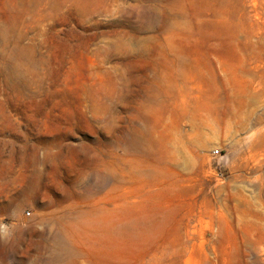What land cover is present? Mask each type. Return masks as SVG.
<instances>
[{"label":"rangeland","instance_id":"obj_1","mask_svg":"<svg viewBox=\"0 0 264 264\" xmlns=\"http://www.w3.org/2000/svg\"><path fill=\"white\" fill-rule=\"evenodd\" d=\"M0 264H264V0H0Z\"/></svg>","mask_w":264,"mask_h":264},{"label":"bare ground","instance_id":"obj_2","mask_svg":"<svg viewBox=\"0 0 264 264\" xmlns=\"http://www.w3.org/2000/svg\"><path fill=\"white\" fill-rule=\"evenodd\" d=\"M184 147V146H183ZM186 147V146H185ZM188 150V149H187ZM68 198H61L59 199L58 201H56V205L58 206H62L64 205V203L67 201ZM79 220V219H78ZM60 227H62V231H63V234L64 236L66 237V239L70 240L72 239L73 237V234H72V230L70 229V227L67 225L65 226L64 224L60 223ZM71 230V231H70ZM86 254V253H85Z\"/></svg>","mask_w":264,"mask_h":264},{"label":"built area","instance_id":"obj_3","mask_svg":"<svg viewBox=\"0 0 264 264\" xmlns=\"http://www.w3.org/2000/svg\"><path fill=\"white\" fill-rule=\"evenodd\" d=\"M213 153L218 154L219 152L217 150H215ZM27 215H29V213H27Z\"/></svg>","mask_w":264,"mask_h":264}]
</instances>
